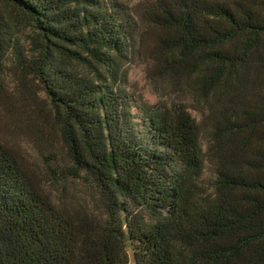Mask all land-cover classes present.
I'll return each mask as SVG.
<instances>
[{
    "label": "trees",
    "instance_id": "16d2710c",
    "mask_svg": "<svg viewBox=\"0 0 264 264\" xmlns=\"http://www.w3.org/2000/svg\"><path fill=\"white\" fill-rule=\"evenodd\" d=\"M0 6V62L37 80L67 158L55 178L91 193L53 199L0 141V264H264V0ZM140 22L199 118L124 88Z\"/></svg>",
    "mask_w": 264,
    "mask_h": 264
},
{
    "label": "rangeland",
    "instance_id": "374dc122",
    "mask_svg": "<svg viewBox=\"0 0 264 264\" xmlns=\"http://www.w3.org/2000/svg\"><path fill=\"white\" fill-rule=\"evenodd\" d=\"M117 1L137 10L149 0ZM0 8L4 10L3 6ZM140 26L145 35L141 42V53L132 55L124 66L127 72L124 88L135 98L136 103H184L199 118L198 112L192 109V101L187 93L173 87L166 88L153 75L152 51L156 30L142 22ZM20 35L27 41L30 31L22 26ZM48 114V102L37 80L33 76L21 74L9 60L0 62V141L17 152L34 181L53 199L57 200L61 190L76 198L89 199L90 190L81 180L63 174L55 178L52 164L54 167L57 164L62 166L67 158L58 135L53 134L51 126L45 121H48ZM54 160L57 164L53 163ZM206 170V177L209 178L212 169L208 165ZM130 264H135L132 251Z\"/></svg>",
    "mask_w": 264,
    "mask_h": 264
}]
</instances>
